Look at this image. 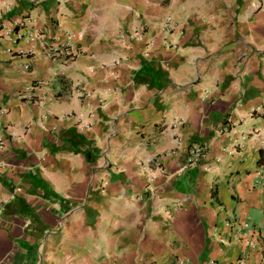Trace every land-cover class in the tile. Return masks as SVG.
Segmentation results:
<instances>
[{
	"label": "crops",
	"instance_id": "obj_1",
	"mask_svg": "<svg viewBox=\"0 0 264 264\" xmlns=\"http://www.w3.org/2000/svg\"><path fill=\"white\" fill-rule=\"evenodd\" d=\"M15 22L0 264H264V0H0Z\"/></svg>",
	"mask_w": 264,
	"mask_h": 264
},
{
	"label": "built area",
	"instance_id": "obj_2",
	"mask_svg": "<svg viewBox=\"0 0 264 264\" xmlns=\"http://www.w3.org/2000/svg\"><path fill=\"white\" fill-rule=\"evenodd\" d=\"M13 26L6 25V24H0V41H4L7 43H16L17 41H20L23 39V35L18 31V27L22 26L23 24L14 23ZM17 27V28H16ZM146 26L142 23H138L135 25L132 29L130 37L135 41H142L144 39ZM176 31V26L174 23V20L171 16L165 17L162 25L160 26V34L162 35L163 39L166 40L167 37H170L174 34ZM71 37L68 38V42L65 45L62 46H49L45 49L46 55L49 58V60L52 63L62 65H67L70 62H74L76 51L74 49V46L71 44L70 41ZM8 53H13L10 48L5 49ZM20 57H25L27 60H29L30 57H32L35 53L34 51L30 50L27 52L24 51H18L16 53ZM30 68V64L26 63L24 65V69L28 70ZM35 85L31 86L29 89H24L19 93V97H27L30 94V91L32 88H34ZM29 97V96H28ZM90 127V124H79V129L85 130ZM241 141L246 139V136L240 137ZM205 151L204 147L194 145L192 147V157L189 160V163H195L199 162V159L203 155ZM257 185L261 187L264 190V176H261L257 182Z\"/></svg>",
	"mask_w": 264,
	"mask_h": 264
}]
</instances>
